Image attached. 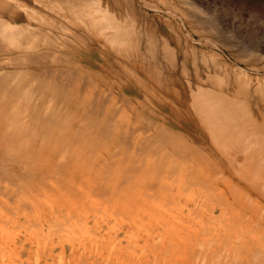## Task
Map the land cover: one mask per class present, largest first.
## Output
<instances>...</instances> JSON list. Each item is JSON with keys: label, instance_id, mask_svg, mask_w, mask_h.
Returning <instances> with one entry per match:
<instances>
[{"label": "bare ground", "instance_id": "6f19581e", "mask_svg": "<svg viewBox=\"0 0 264 264\" xmlns=\"http://www.w3.org/2000/svg\"><path fill=\"white\" fill-rule=\"evenodd\" d=\"M144 6L166 12L176 23L175 31L171 32L161 18L148 26ZM209 12L202 0H0V179L4 180L0 182L11 185L8 191L3 190L5 194L0 189V194L7 200L19 194L30 198L34 197L32 183L45 179L52 187L60 179L53 189L58 188L63 198L75 196L77 186L84 191L79 196L83 201L95 194L102 204L115 201L118 207H114L117 214H112V225L117 230L125 220L137 228L147 225L142 214L150 205L149 192L158 199L165 195L178 198L186 193V186H193L195 200L189 198L191 207L187 203L186 209L199 214L204 207L197 203L206 188L222 185L239 189L253 200L264 196L263 79L252 83L240 73L230 90L214 89L219 61L214 53H201L207 61L200 56L212 89L205 86L198 66L192 83L187 78L185 63L189 56L195 63L196 43L216 46V11L214 15H207ZM226 47L246 64L262 59L251 48ZM90 49L98 57V62H88L90 66L103 65L109 78L115 73L126 90L148 102L152 99L159 112L136 108L131 116L125 110L127 98L111 103L105 92L112 81L105 79L109 73L97 72L73 58ZM178 57L182 67L175 72ZM178 76L185 79L187 88ZM178 104H184L189 112H176ZM172 126L203 144L187 142ZM240 151L249 156L252 168L247 167L248 158L239 155ZM162 202L161 214L167 211L166 202ZM226 203H220L222 210ZM211 212L215 210L211 208ZM204 219L201 215L193 229L177 228L196 236L201 247L194 256L200 259H205L209 248L214 252L228 248L248 258L264 248L253 241L248 247L245 241L232 240L233 236L221 242L215 236L208 238L210 227ZM164 231L157 234L166 239L169 234ZM153 239L147 238L145 243ZM186 241L179 234L183 261L190 262ZM69 258L67 263L72 264V256ZM216 258L211 259L219 261L220 257ZM116 259L114 262L122 264L119 256Z\"/></svg>", "mask_w": 264, "mask_h": 264}, {"label": "rangeland", "instance_id": "374dc122", "mask_svg": "<svg viewBox=\"0 0 264 264\" xmlns=\"http://www.w3.org/2000/svg\"><path fill=\"white\" fill-rule=\"evenodd\" d=\"M101 2H103V0H101ZM202 4L204 9L206 7L208 11H211L209 12L210 14L208 13L207 15H214L216 11L214 15V18L216 17L214 24L215 30H213V32H215L214 35L216 34V36L218 34V38L214 37L216 39L214 42L216 46L213 48H211L208 43L203 45L196 43V46L199 47V51L195 63L193 60L194 57L192 56H189L188 61L185 63L188 80L192 83L195 66H198L203 82H206L205 86L212 89V86L208 85L206 81L208 69L205 68V65L201 67L200 56L201 53L205 55L214 53L219 59L218 65H216V71L218 73L217 85L214 86V89L221 91H225L226 89L230 90L235 84V76L240 73L247 75V77L252 80V83H254L257 78L263 79L264 81V0H202ZM142 12L147 13L145 22L148 26H153L155 23L154 20L156 18H161L162 23L167 24L171 32L175 31L176 23L166 12H157L153 8L145 6L144 8L142 7ZM179 37L183 40L181 34ZM196 39H198V37H196ZM211 40L214 41L213 39ZM226 45L229 47L232 45L234 50L238 47H233V45L251 48L256 51L262 59L253 60L246 64V61L240 58L237 59L227 52L228 48ZM73 58L76 62L88 66L91 65H89L88 62H98V57L93 49L81 51ZM202 58L206 59V61L208 60L207 56ZM178 59V63H180L173 68L175 72L182 67L181 58L178 57ZM117 60L114 59L113 61ZM90 67L102 74L109 73L107 70L105 71L103 65L96 68ZM208 68L211 70L212 67ZM112 73L113 72H111L112 77L110 76L112 81L109 78L110 73L107 75L108 77H105V79L108 78L111 81V84L106 85L105 88L106 95L108 94V100H110L111 103L118 104L124 97L127 98L128 104L125 106V110L131 114V116H133L136 108H141L146 112H152V110L158 111L151 98V102H148L146 98L136 94L134 91L126 90L123 81L118 78L119 76ZM178 78L182 77L178 76ZM108 79L106 81H108ZM181 81L187 88L185 79L182 78ZM111 85L112 87H110ZM253 104L255 103L251 101L250 106L254 107ZM187 109L188 108L185 107L184 104L174 106V110L179 113L189 112ZM172 128L176 129L187 142L194 145L195 143L203 144L201 139H198L197 142H193L194 140L190 139V135L183 131H179L174 126H172ZM220 135L223 134L219 133V136ZM222 138H224V135ZM230 146L232 148L234 147L232 144ZM231 150L233 153V149ZM239 153V155L248 158L249 164L247 167L250 165V168H252V164H250L249 156L246 152L240 151ZM249 169L247 171H249ZM254 172L255 171H253V173ZM44 174L46 175V171ZM254 175L252 178L253 180L257 177ZM262 177L264 178V172ZM236 180L237 179H235V182ZM41 181L42 179L31 185L32 190H34L32 192L34 197L26 198L25 194H19L13 200H7L5 195L2 196V194H5L3 190H9L11 185L7 184L8 181L6 183L0 182L2 183L0 184V189H2V194H0V264H45V261L47 262L46 264H68V261H71V258H69L71 256L72 264H80L81 259H85V261H82L84 262L82 264H117V262H114L117 256H119L118 260L121 261L120 263L122 264H230L233 260L232 264H237V261L238 264H254V262H259L258 264H260V260L264 262V248L261 249L262 251L259 250L256 254L252 253L249 258L243 257L241 253L239 255L237 252L229 250L228 248L224 250L216 249L215 252L209 248L205 259H200L199 256H194L196 248L201 247L194 239L196 236H194L193 233L189 235V232H178L177 229L178 227H182L183 229L186 228L187 230L193 229L194 226H197L200 222L202 215V218L205 217L204 220L207 221L206 226L210 227V236L208 238H214L215 236L218 237L220 241L224 240L226 236L228 238L233 236L234 239L232 240L236 241L237 239L238 243L240 240L243 242L245 241L244 243L246 246L248 245V247L252 245V241L264 247L263 195H257L253 200L247 198L245 194L244 196L242 194L243 192L239 189H232L222 185H218L215 188H206L202 190L206 195L203 194L197 203L199 205L202 204L201 206L204 207L199 214L196 212L188 213V208L186 209L187 200L189 198L195 200L196 192L193 186H186V193L178 198L176 196L171 197L170 195L164 196L163 193L162 196H164V198L158 199L156 195L152 194L153 192H149V196L147 197L150 199V205L142 214L143 217H147L148 219L147 225L144 228H137V224L125 220L117 230L112 225L114 224L112 214L113 216L117 214L115 210L118 207L115 201L111 200L115 204L109 201H106L108 203L105 202V204H102L104 201L102 202V199L97 197L96 194L92 196L89 195L90 197H87L83 201V198H79L83 190L81 191L77 186L76 190H78H75V196L63 198V196L58 193V188L53 189L54 186L56 184L58 185L62 180H57L56 184L52 187L48 182L49 180L44 179L42 183ZM41 184H43V186L39 187ZM61 186L62 183L59 187ZM240 199L242 201H240ZM162 201L167 204V211L163 212L165 215L161 214ZM223 201L227 202V206H225L224 210H222L220 204ZM188 206L191 207L189 203ZM211 208L215 210V213H210ZM157 212H159V214ZM242 212L244 214H242ZM87 213L89 214L87 215ZM92 214H96L99 218L103 216L105 220L102 218L95 219L91 216ZM179 214L183 216V220L179 219ZM160 216L163 218V224L160 220L162 219ZM101 219L103 222H108L104 224ZM176 219L181 221L178 222ZM181 222L182 224L179 226L178 223ZM110 223L111 225H109ZM162 227H164V229ZM159 228L160 230H158ZM162 229L163 232L161 231ZM142 230H145V232H142ZM157 230L161 234L166 230L169 236L166 239L164 237H159ZM240 232L246 233L242 236ZM179 234L185 236L189 241L188 246L190 247L187 252L190 256V262L183 261L185 256L184 252L180 249L181 246L178 245ZM147 238L155 239H153V242L151 241L152 243L148 242L150 239L145 243V239ZM190 238L192 240H190ZM228 238H226V240H228ZM188 241H186V243ZM57 243L59 244L57 245ZM62 243L65 244L61 245ZM245 245L243 246L245 247ZM79 249H84L81 250L83 258L80 255ZM84 251L86 252L84 253ZM116 252L118 254H116ZM120 252L121 254H119ZM165 253L166 255H164ZM52 255L57 256L55 258ZM212 257L220 258L219 261H217L216 258L215 262L213 260L214 258L211 259ZM75 259H78V261ZM74 261H76V263Z\"/></svg>", "mask_w": 264, "mask_h": 264}]
</instances>
